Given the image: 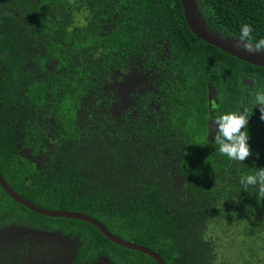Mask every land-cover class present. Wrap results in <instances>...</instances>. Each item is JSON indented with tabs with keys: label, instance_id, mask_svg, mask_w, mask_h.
<instances>
[{
	"label": "trees",
	"instance_id": "trees-1",
	"mask_svg": "<svg viewBox=\"0 0 264 264\" xmlns=\"http://www.w3.org/2000/svg\"><path fill=\"white\" fill-rule=\"evenodd\" d=\"M195 3L210 32L237 41L249 24L253 43L264 38V0ZM133 70L151 74L157 94L116 120L105 89ZM261 89L264 69L197 40L179 0L0 3L4 182L31 205L86 215L164 264H214L213 229L231 241L220 255L235 259L243 249L249 264H264V198L239 183L264 168L259 105L247 125L252 155L243 163L220 154L215 125L208 133L216 115L251 109ZM19 220L79 235L84 258L155 264L86 223L34 214L0 189V224Z\"/></svg>",
	"mask_w": 264,
	"mask_h": 264
},
{
	"label": "flooded vegetation",
	"instance_id": "flooded-vegetation-1",
	"mask_svg": "<svg viewBox=\"0 0 264 264\" xmlns=\"http://www.w3.org/2000/svg\"><path fill=\"white\" fill-rule=\"evenodd\" d=\"M3 2L4 0H0V3ZM52 66L53 64H48L46 69L51 70ZM134 73H138V71L133 70L128 75L118 76L117 79L110 82L105 90L108 91L107 89L113 83L125 77L129 87H136L134 79L131 78ZM153 80L154 78H152ZM151 88L152 92L146 91L142 94L131 92L133 93L132 107L136 106L135 102L139 98H144L151 93L157 94L152 85ZM25 158L31 161L35 160L29 154ZM81 244L79 235L65 234L59 229L48 231L43 227L23 221H20V224L7 223V226L0 224V264H109L108 259L100 253L96 254L93 259L82 257L79 254Z\"/></svg>",
	"mask_w": 264,
	"mask_h": 264
},
{
	"label": "clouds",
	"instance_id": "clouds-1",
	"mask_svg": "<svg viewBox=\"0 0 264 264\" xmlns=\"http://www.w3.org/2000/svg\"><path fill=\"white\" fill-rule=\"evenodd\" d=\"M253 28L249 24L241 27L239 39L234 44L236 48H242L250 54L264 53V38L253 43ZM259 105L260 119L264 120V89L256 92L254 105L242 107L236 111L219 114L211 119L215 125L214 142L219 146L218 150L222 156L231 161L243 163L252 155L251 146L248 143L250 137L247 131L249 118L253 114V108ZM208 133H213V128L208 125ZM239 183L245 191L255 189L258 195L264 198V168H256L252 174L241 175Z\"/></svg>",
	"mask_w": 264,
	"mask_h": 264
},
{
	"label": "water",
	"instance_id": "water-1",
	"mask_svg": "<svg viewBox=\"0 0 264 264\" xmlns=\"http://www.w3.org/2000/svg\"><path fill=\"white\" fill-rule=\"evenodd\" d=\"M179 2L182 7L185 24L190 30L191 34L194 35L197 40L220 50L221 52L240 62L264 69V53L250 54L244 51L242 48L234 47L236 40L231 38H222L220 35L210 32L207 29L202 20L200 11L197 8L195 0H179ZM210 127H212L211 123ZM0 189L14 203L22 206L23 208L27 209L28 211L34 214L52 219L74 220L86 223L96 229L106 240H108L112 244L128 251L143 254L152 259L155 264H164L155 253L151 252L150 250L144 247L130 244L118 237L113 236L100 223L86 215L71 214L67 212L46 211L37 208L34 205H31L30 203L19 197L16 193H14L10 189V187L4 182L1 175Z\"/></svg>",
	"mask_w": 264,
	"mask_h": 264
},
{
	"label": "rangeland",
	"instance_id": "rangeland-1",
	"mask_svg": "<svg viewBox=\"0 0 264 264\" xmlns=\"http://www.w3.org/2000/svg\"><path fill=\"white\" fill-rule=\"evenodd\" d=\"M134 74L132 75L133 77L131 76V78L134 79V82L136 83V87L134 88H132L131 86L129 87L125 77L122 80L113 83L109 87V89H107L109 92L113 94V102H112L113 104L111 105L110 108V115L116 120H118V118L126 110L132 107L131 97L133 93L131 92L137 94H142L145 93L146 91L152 92L151 85H152L153 76L149 73L138 72ZM246 83L248 84V82ZM153 108L156 109V105L154 103H153ZM178 181L179 180L177 178L174 180L175 186L179 183ZM241 228L242 226L236 227L237 230H241ZM210 238L211 241L213 242V245L215 246L214 251L219 254L216 255L217 260L214 262V264H249L248 262L250 259L247 258L249 255L246 252H243V249L240 250L239 253H237V257L235 259H232L234 257L231 256L232 254L230 256L220 255V251L226 250V252H228L230 250L231 241H229V238L226 235H224L223 237V235L219 233L218 229L216 230L213 229L211 231Z\"/></svg>",
	"mask_w": 264,
	"mask_h": 264
}]
</instances>
